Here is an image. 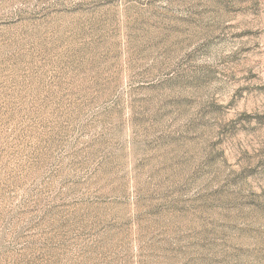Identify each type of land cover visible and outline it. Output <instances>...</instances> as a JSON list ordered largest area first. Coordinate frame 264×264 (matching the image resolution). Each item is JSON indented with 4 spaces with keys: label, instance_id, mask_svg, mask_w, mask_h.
<instances>
[{
    "label": "rangeland",
    "instance_id": "374dc122",
    "mask_svg": "<svg viewBox=\"0 0 264 264\" xmlns=\"http://www.w3.org/2000/svg\"><path fill=\"white\" fill-rule=\"evenodd\" d=\"M0 264H264V0H0Z\"/></svg>",
    "mask_w": 264,
    "mask_h": 264
}]
</instances>
